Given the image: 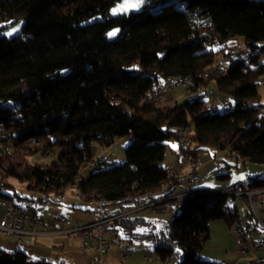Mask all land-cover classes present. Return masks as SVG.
<instances>
[{
  "label": "trees",
  "instance_id": "1",
  "mask_svg": "<svg viewBox=\"0 0 264 264\" xmlns=\"http://www.w3.org/2000/svg\"><path fill=\"white\" fill-rule=\"evenodd\" d=\"M123 1L0 0V164L18 158L10 159L7 177L29 194L21 197L0 184V199L55 204L74 183L86 201L103 200L108 208L159 198L167 182V142L178 146L186 128L191 145L178 147V156L196 160L200 151L215 149L264 165V0H146L110 16ZM12 27L20 34L7 38ZM234 41L243 43V53L226 52ZM218 54L226 74L203 78ZM173 79L203 90L214 82L229 108L213 113L203 90L172 107L145 101L155 86ZM122 137H132L125 161L83 178L81 167L97 154L94 143L109 148ZM29 139L39 145L27 147ZM56 147L63 151L48 166L23 158ZM248 185L264 188V178L250 177ZM226 198L188 197L169 223L131 216L112 223L106 234L131 246L149 245L160 260L177 253L180 264H223L199 253L211 222L232 229L239 216ZM0 264L53 263L0 249Z\"/></svg>",
  "mask_w": 264,
  "mask_h": 264
},
{
  "label": "rangeland",
  "instance_id": "2",
  "mask_svg": "<svg viewBox=\"0 0 264 264\" xmlns=\"http://www.w3.org/2000/svg\"><path fill=\"white\" fill-rule=\"evenodd\" d=\"M146 0H143V3ZM143 3H139V0H125L118 4L115 8L110 11V16H118L124 14L136 7H129L127 11L124 10L123 6L125 4L130 5H141ZM137 6V7H138ZM13 29H17L16 32H13L11 36L7 35L8 32H11ZM113 33H115L113 35ZM118 31L114 30L109 33V38L112 39L117 35ZM20 34V27H12L8 28L5 32V36L7 38H11ZM236 46H241L242 49L239 51L243 53V43L241 41H236L232 43ZM231 45V44H230ZM219 59L222 61L223 66L225 67L226 61L222 57H216V60ZM264 63V57L262 59ZM216 74V73H214ZM213 75V74H211ZM206 93L205 100H207L208 95H212L217 102L224 103L223 97L218 93L216 89V85L214 82L210 83L207 89L203 90ZM196 91L192 93V90H187L183 88H176L170 94V98L161 102L159 105L163 106H174L175 104H180L185 100L192 98L194 94H198ZM259 94L261 96V100L264 103V86L259 87ZM170 99V100H169ZM169 100V101H168ZM208 108L210 106L207 105ZM229 108V107H228ZM223 112V109L220 110ZM132 142V137H122L115 139L114 143L109 148H101L97 143H94V147L96 148L97 154L94 161L89 165H84L81 167V176L83 178H87L90 174L94 172H98L107 168H110L116 164L122 163L125 161V149ZM27 147H37L39 143H26ZM176 143L173 141L167 142V156H169L170 150H175ZM62 149L59 147L53 148L47 155H43L40 152L32 154V155H23L24 160L29 165H41L48 166L51 162L57 160L58 156L62 153ZM1 159V153H0ZM13 161L18 160V158L10 157ZM10 159L5 160L0 164V184H6L13 188L14 192L21 197H29V194L25 191L24 185L17 179L12 177H7V165L10 162ZM196 161L201 165V171L199 172L201 178V186L203 188H218V187H230L235 184H247L250 177L259 176L264 178V165L250 164L244 163L243 160L235 161L233 159V155L229 152H220L215 149H207L204 151H200L196 156ZM228 175V179L219 178L220 176ZM242 177V179H241ZM75 190L73 188H67L64 196L58 201V204L45 203L38 204L36 202H32L33 207L35 208V212L37 214V218L44 222L45 224L56 222V220H61L66 224V227L72 228L77 226V223L81 222L85 214H87L84 210L87 203L86 202H78L74 199L72 195ZM27 200L19 199L18 197H13L11 203L14 206H24L27 204ZM226 206L228 209L233 210L234 206H236V211L240 217L244 218V211L248 210L246 204L241 200H235L233 198H226ZM170 208V212L167 214L160 213L158 208H150L146 209L137 215V218H144L148 220L160 221L162 223H169L172 221L181 211L182 203L179 201H174L168 204ZM117 207L111 208V210H115ZM260 219L264 223V215L260 213ZM252 227H256L254 221H251ZM258 231L260 234L255 235L256 238L264 237V229L258 225ZM108 236V240L111 242H117L116 239L111 234H106ZM74 243H81L80 237L77 235H71ZM238 237L235 234L234 228L230 229L223 221H213L209 226V239L203 245L199 255L202 260L205 261H214L223 264H227V261L232 260L235 264H249L253 258H261L263 254H253L251 250V246L249 245V249L251 253L243 258L240 261L236 260V257L232 254L233 249L238 246ZM236 245L233 247V244ZM112 247H116L113 245ZM141 248H133L132 252H137L138 258L141 264H158V262L153 261L148 263L145 260V257L151 256L154 257L153 248L149 245L138 246ZM129 257V256H128ZM120 264V263H119Z\"/></svg>",
  "mask_w": 264,
  "mask_h": 264
},
{
  "label": "built area",
  "instance_id": "3",
  "mask_svg": "<svg viewBox=\"0 0 264 264\" xmlns=\"http://www.w3.org/2000/svg\"><path fill=\"white\" fill-rule=\"evenodd\" d=\"M227 43L224 47L227 53H238L242 47ZM217 57H222V54H218ZM219 59L211 65V72L203 73L202 77L206 78L211 74H226V68ZM176 88H183L192 90V93L203 89L193 88V83L188 79H179L178 81H167L162 85L155 86L152 91L147 93L145 101L147 103H161L167 100L169 95ZM206 105L210 106L211 110L214 109H228L229 103L216 102L212 95H208ZM264 115V105L260 109ZM188 138V134L182 137L177 145L179 149L184 147V139ZM38 142V141H37ZM235 161L239 160L238 155H233ZM201 171V165L198 161L194 160L187 154L180 153L176 161H171V167H167L165 170L167 178H172V185L165 188V194L159 198L141 201L138 200L130 206L119 207L116 213L109 210L106 205L90 204L94 215V220L88 224L76 226L68 229H62L57 231H37L35 227L39 225V221L35 214L34 208L21 209L14 206L9 202H0L3 208V216L0 219V233L5 236H16L21 239L24 236H41V235H77L82 240V249L84 251L95 250L98 256L92 259L88 264H103L104 256L107 251L113 246H117L122 253V257L126 258L131 255V245L124 244L122 242H111L106 237L107 228L117 220L127 217L135 216L138 213L150 209L158 208L160 213L167 214L170 212L168 204L174 201H181L183 198H187V194L191 190L195 189H211L203 188L201 186V178L199 172ZM73 190H75V186ZM218 190L225 197H230L235 200L243 201L248 210L244 211V218L239 220L238 230H234L238 239V246L234 249V256L237 261L242 260L248 256L251 251L253 254H264V239H256L252 230L251 221H254L256 228L258 225L264 227L263 221L260 219V213L264 215V188H245V184H235L229 189ZM73 195V194H72ZM88 203V201H84ZM145 260L150 263L153 261L158 264H179L180 256L174 253L165 260H160L158 257L147 256Z\"/></svg>",
  "mask_w": 264,
  "mask_h": 264
},
{
  "label": "crops",
  "instance_id": "4",
  "mask_svg": "<svg viewBox=\"0 0 264 264\" xmlns=\"http://www.w3.org/2000/svg\"><path fill=\"white\" fill-rule=\"evenodd\" d=\"M236 42V41H234ZM231 44L233 42H230ZM262 87L264 86V79L262 80ZM178 146H176L175 150H170L169 156H167V162L176 161L178 159ZM233 186V185H232ZM230 186V187H232ZM203 187V186H202ZM218 187L212 189H220L226 190L230 187L225 188ZM60 199L55 200L58 204ZM29 201V200H27ZM11 202V201H10ZM37 203V202H36ZM54 204V203H52ZM21 209L26 208H34L32 205V201L27 202L26 205L16 206ZM35 209V208H34ZM92 206L87 203L84 208L87 214L84 215L85 218L82 219L81 222L77 223V226L85 225L94 220V215L92 211ZM119 207L114 211L109 208V210L113 213L118 211ZM3 208L0 205V219L3 216ZM36 214V212H35ZM37 217V214H36ZM38 219V218H37ZM39 221V225L35 227L37 231H57L68 229L66 224L61 220H56V222L45 224L44 222ZM76 227V226H75ZM254 235L260 234L258 228L255 226L252 227ZM80 237V236H79ZM108 238V236L106 235ZM256 239H264V237H258ZM81 240V238H80ZM235 243V242H234ZM236 245L233 244V247ZM140 245L131 246V255L129 257L123 258L121 250L116 247H111L104 256L103 264H141L139 258L137 257V252H132L133 248H141L138 247ZM0 249L8 252L14 253L17 251L23 252L30 261H48L53 264H88L95 257L98 256V253L95 250L84 251L82 249V240L80 244L74 243L71 235L63 234V235H41V236H24L21 239H18L16 236H5L0 233ZM235 249V248H234ZM234 249L232 254L234 255ZM264 259L261 258H253L251 261H261ZM232 260L227 261V264H235L231 262ZM248 264V263H247Z\"/></svg>",
  "mask_w": 264,
  "mask_h": 264
},
{
  "label": "bare ground",
  "instance_id": "5",
  "mask_svg": "<svg viewBox=\"0 0 264 264\" xmlns=\"http://www.w3.org/2000/svg\"><path fill=\"white\" fill-rule=\"evenodd\" d=\"M209 72H211V66L209 68H207L206 70H204L203 73H209ZM178 80L179 79H173L171 81H178ZM193 88H200V87H196L193 84ZM145 98H147V94H146ZM154 104H160V103H154ZM263 105H264V103L261 106H263ZM220 110L221 109H214V110H211V111L213 113H216V112H220ZM225 111H226V109H223V112H225ZM187 134H188V138H185L184 139V147H189L191 145V138L189 137L190 136L189 134H191V133H190V129L189 128H186L183 131V134L182 135H187ZM27 143H33L34 144V143H36V141L29 139L27 141ZM162 167H163V170L165 171L167 169V167H171V162H167V161L164 162V164H163ZM171 185H172V178H167V182H166L164 188H166L168 186H171ZM71 186H75V192H73L74 199L76 201H78V202H84V201H86L85 198H84V196L79 193L78 188H77V184L74 183V184L70 185L68 188H73ZM245 188H250V186L248 185V183L245 184ZM198 195L223 196L222 193L220 191H218V190H213V189H195V190L189 191V193L187 194V198L188 197H193V196H198ZM184 199H186V198H183L180 202H182ZM0 202H9V200L0 199ZM88 204L106 205L105 201H103V200H96V199L91 200V201H88ZM233 208L236 209V206H234ZM242 219H243V217L238 216V218L236 219V221H235V223L233 225L234 230H238V228H239V220H242ZM262 228L264 229V227H262ZM179 264H180V261H179Z\"/></svg>",
  "mask_w": 264,
  "mask_h": 264
},
{
  "label": "snow or ice",
  "instance_id": "6",
  "mask_svg": "<svg viewBox=\"0 0 264 264\" xmlns=\"http://www.w3.org/2000/svg\"><path fill=\"white\" fill-rule=\"evenodd\" d=\"M139 3H143V0H139ZM138 5H130V4H125L123 6L124 10L127 11L129 7H137ZM17 29H13L11 32H8L7 35L11 36L13 34V32H16ZM115 33H113L114 35ZM242 179V177H241Z\"/></svg>",
  "mask_w": 264,
  "mask_h": 264
}]
</instances>
